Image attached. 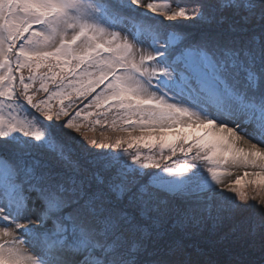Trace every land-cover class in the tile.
<instances>
[{
    "label": "snow or ice",
    "instance_id": "6c2138e0",
    "mask_svg": "<svg viewBox=\"0 0 264 264\" xmlns=\"http://www.w3.org/2000/svg\"><path fill=\"white\" fill-rule=\"evenodd\" d=\"M242 213L264 264V0H0V264H218Z\"/></svg>",
    "mask_w": 264,
    "mask_h": 264
},
{
    "label": "rangeland",
    "instance_id": "374dc122",
    "mask_svg": "<svg viewBox=\"0 0 264 264\" xmlns=\"http://www.w3.org/2000/svg\"><path fill=\"white\" fill-rule=\"evenodd\" d=\"M179 28H181L183 31L192 33L194 35L198 34L205 25L202 24L199 21L195 20H188V21H181L178 25H175ZM114 31H120L121 35H128L122 28H115ZM146 47V45H145ZM57 103L58 102H54ZM94 111H100L95 110ZM96 117H92L89 121L84 122L86 128L90 129L91 123L94 122ZM101 119V125H97L95 128V131L89 130V135H95L97 137H100L101 133H104L107 136L112 137L113 139L117 137H127L129 133L122 132L119 129L113 131L111 127H109L111 121L114 119V114H109L107 117H100ZM192 131V130H188ZM207 130L206 129H199L197 130V134L203 135L205 134ZM133 136H141L144 135L146 140L151 139V135L149 134V131H142V130H135L131 133ZM154 135V133H152ZM214 134H209V138L212 137ZM167 155V153H165ZM173 159H179L183 160V157H180L179 154L177 157H173ZM150 171H159L158 169L152 168ZM234 172H239V174L242 176L243 171L242 169L236 170L233 169ZM147 179V177H145ZM246 182H241V184H245ZM251 203V201L249 202ZM250 213H242L236 217L235 220L225 222L224 224L218 226L215 230H213L211 225H208L205 230L196 237V242L200 245V247L203 248V250L208 254L207 258L217 261L218 264H224L225 261H227L229 258L237 256L241 252H243L245 249L248 248V246L254 241L245 235H242L239 232H233V225L242 219L244 216L249 215ZM19 235V233H18ZM223 237V238H222ZM255 243L258 244V240L255 241ZM26 248L30 247L28 245H25Z\"/></svg>",
    "mask_w": 264,
    "mask_h": 264
}]
</instances>
